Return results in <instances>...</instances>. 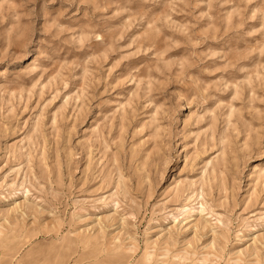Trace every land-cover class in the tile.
<instances>
[{
  "label": "rangeland",
  "instance_id": "rangeland-1",
  "mask_svg": "<svg viewBox=\"0 0 264 264\" xmlns=\"http://www.w3.org/2000/svg\"><path fill=\"white\" fill-rule=\"evenodd\" d=\"M0 264H264V0H0Z\"/></svg>",
  "mask_w": 264,
  "mask_h": 264
}]
</instances>
